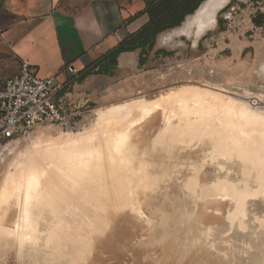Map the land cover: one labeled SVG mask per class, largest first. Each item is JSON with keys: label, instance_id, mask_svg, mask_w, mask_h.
I'll return each mask as SVG.
<instances>
[{"label": "bare ground", "instance_id": "6f19581e", "mask_svg": "<svg viewBox=\"0 0 264 264\" xmlns=\"http://www.w3.org/2000/svg\"><path fill=\"white\" fill-rule=\"evenodd\" d=\"M231 1H204L180 27L162 33L160 45L178 44L176 39L185 37L197 47L217 29L227 6L222 8ZM215 88L184 86L156 99L100 109L91 129L35 145L28 162L14 165L15 173L0 191L2 197L3 193L22 195L15 229L0 226V261L13 255L15 264H80L86 251L80 244L81 233H87V222L94 221L96 228L105 224L98 210L105 204L103 197L112 204L119 198L124 201L126 187L134 185L124 132L162 109L169 121L176 119L167 133L188 148L205 146L204 156L185 166L179 215L172 220L174 233H164L175 235L182 254L210 243L217 246L219 238L201 229L197 207L202 201L228 198L231 227L226 243L244 264H264V100L256 98L254 105L251 96L246 95L249 100ZM228 166L238 170L236 177L219 174ZM206 167L210 182L204 183ZM159 181L157 175L150 185ZM250 200H258L261 210L249 214ZM240 230H247L242 237ZM186 231L184 238L179 236Z\"/></svg>", "mask_w": 264, "mask_h": 264}, {"label": "rangeland", "instance_id": "374dc122", "mask_svg": "<svg viewBox=\"0 0 264 264\" xmlns=\"http://www.w3.org/2000/svg\"><path fill=\"white\" fill-rule=\"evenodd\" d=\"M113 1L121 9L129 5L137 9L142 2ZM257 11L264 14V0H236L229 9L220 13L222 26L218 20L217 29L205 35L197 47H193L185 37H178V44L160 45V34L144 65L139 63L131 76L133 90L129 95L117 99L113 102L115 104H108L110 106H89L94 112L87 114L82 129L89 130L94 126L95 111L142 98L156 99L190 85L216 87L229 94L264 100V26L253 23ZM15 19L9 9L2 8L0 25H9ZM157 51L161 53L157 55ZM6 63L9 71L16 66L11 59H6ZM0 76L3 77V53H0ZM175 121H169L164 110L159 109L124 132L127 140L125 152L131 157L129 173L133 175L130 180L134 185L126 187L124 201L119 198L112 204L103 197L105 204L98 210L99 218L102 217L105 224L96 228L94 221L87 222V233H81L80 244L86 251L81 254L80 264H244L241 255L226 243L227 230L231 227L227 222L231 214L228 198L202 201L197 207L201 229L221 239H218L220 243L217 246L210 243L182 254L175 235L164 233V230L169 233L175 228L172 220L179 215V184L186 174L185 166L197 162L205 150L203 144L188 148L177 141L175 134L167 133L170 123ZM80 130L72 132L45 125L35 129L28 140L10 146L6 143L0 145V191L15 173V166L28 162L35 145L66 139L77 135ZM229 168L221 169L219 174L229 173L236 177L238 170ZM174 169L176 172L173 174L162 175ZM209 171L206 167L202 173L204 183L210 182ZM157 175H160V181L150 185ZM21 196L17 192L0 195V226L3 229H15ZM248 209L249 214L261 210L259 201L250 200ZM246 231L240 230L239 236L242 237ZM187 233L179 236L184 238ZM0 264H15L13 255L10 260L3 258Z\"/></svg>", "mask_w": 264, "mask_h": 264}, {"label": "crops", "instance_id": "0c3cea01", "mask_svg": "<svg viewBox=\"0 0 264 264\" xmlns=\"http://www.w3.org/2000/svg\"><path fill=\"white\" fill-rule=\"evenodd\" d=\"M2 8L16 19L0 25V82L15 76L23 63L34 67L39 78L62 72L59 78L66 81L70 76L63 69L74 64L81 77L60 95L67 111L84 102L94 108L112 105L133 90L140 50L122 53L114 67L109 61L102 64L113 68L108 74L97 72L95 64L148 24L143 0L137 9H121L113 0H5ZM6 59L15 61V68L9 71Z\"/></svg>", "mask_w": 264, "mask_h": 264}, {"label": "built area", "instance_id": "2783aa9c", "mask_svg": "<svg viewBox=\"0 0 264 264\" xmlns=\"http://www.w3.org/2000/svg\"><path fill=\"white\" fill-rule=\"evenodd\" d=\"M63 71L69 80L59 78L62 72L42 79L34 67L23 63L15 76L0 82V145L28 140L35 129L45 125L72 132L84 127L87 114L94 112L88 102L67 111L60 99L62 93L73 88L81 71L74 64ZM252 103L258 100L253 98Z\"/></svg>", "mask_w": 264, "mask_h": 264}, {"label": "trees", "instance_id": "16d2710c", "mask_svg": "<svg viewBox=\"0 0 264 264\" xmlns=\"http://www.w3.org/2000/svg\"><path fill=\"white\" fill-rule=\"evenodd\" d=\"M206 0H143L145 11L149 17L148 24L137 34L130 36L127 42H122L116 49L108 53L100 62L95 64V68L99 67L97 72L109 73V69L102 64L109 61L110 66L117 65L118 57L124 52L140 50V65H144L145 60L153 51L158 36L166 31L176 29L182 25L189 15H193L200 5ZM232 2L223 10L229 9ZM4 0H0V11L2 10ZM222 11V12H223ZM255 26H264V14L257 11L253 19ZM219 20V25L222 26ZM161 52L157 51L159 55Z\"/></svg>", "mask_w": 264, "mask_h": 264}, {"label": "water", "instance_id": "95a60500", "mask_svg": "<svg viewBox=\"0 0 264 264\" xmlns=\"http://www.w3.org/2000/svg\"><path fill=\"white\" fill-rule=\"evenodd\" d=\"M229 4H230V2H229ZM229 4L225 5L222 9H224V8H225L226 6H228ZM183 23H184V22H183ZM183 23H182V24H183Z\"/></svg>", "mask_w": 264, "mask_h": 264}]
</instances>
